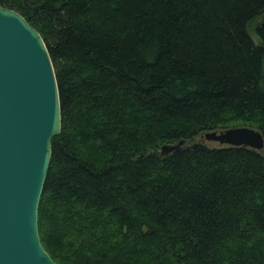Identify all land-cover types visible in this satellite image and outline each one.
Wrapping results in <instances>:
<instances>
[{"label": "trees", "instance_id": "1", "mask_svg": "<svg viewBox=\"0 0 264 264\" xmlns=\"http://www.w3.org/2000/svg\"><path fill=\"white\" fill-rule=\"evenodd\" d=\"M0 7L41 34L59 86L39 207L55 263L264 264V155L186 145L241 126L264 135V0Z\"/></svg>", "mask_w": 264, "mask_h": 264}, {"label": "water", "instance_id": "2", "mask_svg": "<svg viewBox=\"0 0 264 264\" xmlns=\"http://www.w3.org/2000/svg\"><path fill=\"white\" fill-rule=\"evenodd\" d=\"M56 73L41 34L14 10L0 7V264H57L39 233V207L61 133ZM221 147L264 149L250 127L204 135ZM185 141L161 148L163 156Z\"/></svg>", "mask_w": 264, "mask_h": 264}, {"label": "rangeland", "instance_id": "3", "mask_svg": "<svg viewBox=\"0 0 264 264\" xmlns=\"http://www.w3.org/2000/svg\"><path fill=\"white\" fill-rule=\"evenodd\" d=\"M261 22H264V15L261 16L259 20H257V23H261ZM250 32H251L252 38L254 39L255 43H259V39H258L256 33L254 32L253 26L250 27ZM241 127H245V126H241ZM194 143H204L211 148H219L220 147V145L218 143L207 141L204 136L196 138L192 142H187L186 145H192ZM261 154L264 155V149L261 151Z\"/></svg>", "mask_w": 264, "mask_h": 264}]
</instances>
